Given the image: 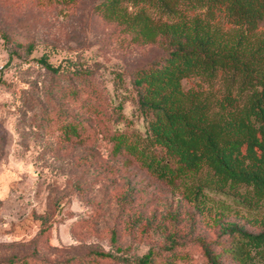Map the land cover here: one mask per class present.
I'll use <instances>...</instances> for the list:
<instances>
[{"label":"rangeland","instance_id":"1","mask_svg":"<svg viewBox=\"0 0 264 264\" xmlns=\"http://www.w3.org/2000/svg\"><path fill=\"white\" fill-rule=\"evenodd\" d=\"M98 1L0 0V264H136L148 252L153 264H206L198 239L221 264H236L223 228L264 230V201L246 205L235 193L243 188L210 189L205 170L169 184L136 156L113 153L114 130L145 131L133 70L168 50L132 41L94 10ZM227 78L191 75L181 85L220 96ZM67 122L79 141L66 137Z\"/></svg>","mask_w":264,"mask_h":264},{"label":"trees","instance_id":"2","mask_svg":"<svg viewBox=\"0 0 264 264\" xmlns=\"http://www.w3.org/2000/svg\"><path fill=\"white\" fill-rule=\"evenodd\" d=\"M140 4L156 14L144 7L128 9ZM94 10L105 21L121 25L132 41H162L168 50L162 59L133 70L145 131L128 135L114 130L113 153L123 150L136 156L169 184L205 170L210 189L243 188L235 193L246 205L264 201V34L254 33L264 22V0H99ZM198 10L203 11L190 14ZM216 11L232 28L224 30L215 21ZM38 62L59 71L45 56ZM219 71L228 75L220 96L181 85L191 75L211 81ZM63 128L67 138L81 139L76 123ZM223 232L230 237L226 246L222 243L224 253L236 264H254L256 257H263L264 230L250 232L228 223ZM197 241L206 264H221L211 244ZM152 262L151 252L135 260Z\"/></svg>","mask_w":264,"mask_h":264}]
</instances>
